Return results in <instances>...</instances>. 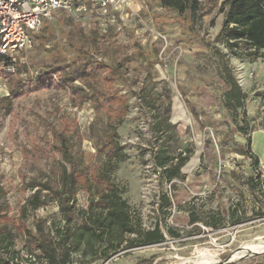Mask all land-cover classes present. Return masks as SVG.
I'll return each instance as SVG.
<instances>
[{"label":"rangeland","instance_id":"1","mask_svg":"<svg viewBox=\"0 0 264 264\" xmlns=\"http://www.w3.org/2000/svg\"><path fill=\"white\" fill-rule=\"evenodd\" d=\"M144 1L143 15L169 39V56L165 61L158 59L157 44L137 38L130 27L100 30L93 9L90 15L79 19L58 13L52 21L44 23L37 33L39 40L34 38L25 55L31 72H41L53 61L69 63L82 51L107 64L123 63V78L116 85L127 99L128 112L117 133L128 158L115 167L113 182L122 190L132 219H139L142 229H151L159 222L164 233L170 227L180 235L171 238L165 233L161 245L108 252L107 259L102 254L106 244L85 236L79 249L72 252L71 264H139L151 258L150 264H264V165L259 162L260 177L255 180L258 185L251 189L246 180L256 173L250 159L239 153L246 138L236 129L235 120L241 125L240 116L234 120L223 106L227 87L220 73L226 66L246 94L244 109L251 131V151L263 157L264 144L259 132L264 99L258 95H264V59L250 62L228 57L221 61L205 46L212 42L220 27L222 16L217 8L205 17L199 37H193L184 31L182 23L174 21L173 13L157 12L152 2ZM223 1L218 0V4ZM211 19L213 27L208 26ZM174 47H179L180 53L173 52ZM151 61H154L151 69L154 81L164 83L170 91V120L177 125L180 145H191L194 149L182 170L185 180L174 181L175 187L171 189L165 183L161 186L152 166L148 144L150 117L141 109L137 97ZM162 86L157 89L165 95ZM9 88L10 82L0 77V98L8 96ZM63 119L75 122L70 144L81 154L85 171L102 166L103 159L96 153V137L92 133L105 129L104 110H95L90 103L78 105L66 90L51 88L12 99L8 111L0 108V186L5 191L2 200L12 213L32 194L33 186L40 188L56 182L64 163L54 149L52 129H60ZM160 192L167 193L172 201L164 215L158 206ZM87 206L86 192L79 191L73 228L80 225ZM257 209L262 216L253 214ZM189 210L196 214H219L225 218V226L219 230L201 223L191 227ZM235 217L243 222L230 223ZM33 218L46 219V229L50 223L60 227L54 204L28 214L29 227ZM132 237L125 235L123 239ZM250 246L259 249H244Z\"/></svg>","mask_w":264,"mask_h":264},{"label":"trees","instance_id":"2","mask_svg":"<svg viewBox=\"0 0 264 264\" xmlns=\"http://www.w3.org/2000/svg\"><path fill=\"white\" fill-rule=\"evenodd\" d=\"M158 5L164 13H173L174 21L182 23L184 31L193 37H199L204 29L205 17L217 8V13L222 16L220 27L212 42L205 43V46L221 61L228 57L250 62L264 59V0H224L220 4L218 0H158ZM208 26H214L213 19ZM34 38L39 40L37 33ZM218 46L226 53H221ZM148 63L149 71L140 83L137 97L141 109L150 117L148 144L152 166L161 186L165 183L171 189L175 187L174 181L185 180L182 170L193 156L194 149L191 145L181 147L177 125L170 120V91L164 83L154 81L151 72L154 61ZM122 64L97 61L82 51L71 62L53 61L36 74H31L26 64H19L16 74L0 75L10 82L8 96L0 98V108L6 111L12 99L51 88L66 90L78 105L90 103L95 110L106 112L105 129L92 133L96 137V153L103 159L102 166L85 171L81 154L75 152L70 144L73 134L71 128L75 122L63 119L60 129H52L56 140L54 149L64 163L56 182L46 183L40 188L38 185L33 186L32 194L16 213H12L2 200L5 191L0 186V264H38V261L44 264H71V254L79 249L85 236L106 244L102 251L104 259H107L108 252L120 253L161 245L165 242V233L171 238L180 237L170 227H166L164 233L159 222L151 229H142L139 219H132L129 206L122 198V190L113 182L115 167L128 158L117 133L128 112L127 99L116 85L123 78ZM220 73L227 87L223 94V106L234 120L240 116L241 125L235 120L236 129L246 138L239 153L250 159L256 173L247 178V186L255 189L260 177L259 159L251 151V131L248 130L244 109L246 94L226 66L221 68ZM76 83L80 86H76ZM158 86H162L165 95L158 91ZM258 96L264 99V95ZM261 129L264 130V118ZM79 191L86 192L88 206L82 214L80 225L75 229L73 221ZM50 204L57 208L60 227L50 223L46 229L47 220L35 218L32 227H29L28 214L33 215L38 209ZM158 206L163 215L171 208L172 201L167 193H159ZM258 210L253 211L256 217L263 215ZM242 222L240 217H235L230 223ZM198 223L211 230H219L224 228L225 218L216 213L196 214L189 210L188 224L195 227ZM125 235L133 237L123 239ZM152 260L139 264H150Z\"/></svg>","mask_w":264,"mask_h":264},{"label":"built area","instance_id":"3","mask_svg":"<svg viewBox=\"0 0 264 264\" xmlns=\"http://www.w3.org/2000/svg\"><path fill=\"white\" fill-rule=\"evenodd\" d=\"M136 4L138 8L133 9ZM144 8V0H0V75H14L19 64H26L25 55L44 23L58 13L83 18L92 9L100 30L130 27L137 38L157 44L158 59L165 61L169 56V39L143 15ZM173 52L180 53V48L174 47Z\"/></svg>","mask_w":264,"mask_h":264},{"label":"crops","instance_id":"4","mask_svg":"<svg viewBox=\"0 0 264 264\" xmlns=\"http://www.w3.org/2000/svg\"><path fill=\"white\" fill-rule=\"evenodd\" d=\"M147 2H152L155 6V10L157 11V12H160V11H162L161 10V8L159 7V5H158V0H146ZM136 8H138V5L136 4V5H134L133 6V9H136ZM145 10L143 9V12H144ZM163 12V11H162ZM259 136L261 137V139H262V144H264V130H262L261 132H259ZM258 157V159H259V162L260 163H262L263 165H264V156L262 157L261 155L259 156H257Z\"/></svg>","mask_w":264,"mask_h":264},{"label":"bare ground","instance_id":"5","mask_svg":"<svg viewBox=\"0 0 264 264\" xmlns=\"http://www.w3.org/2000/svg\"><path fill=\"white\" fill-rule=\"evenodd\" d=\"M264 245V244H263ZM244 249L250 250V251H257L259 248L250 246V247H245ZM261 249V248H260ZM264 251V250H263ZM236 256V255H235ZM208 259V258H207Z\"/></svg>","mask_w":264,"mask_h":264}]
</instances>
